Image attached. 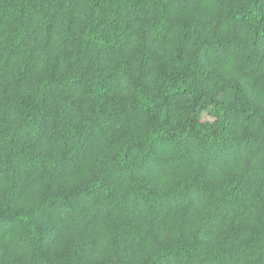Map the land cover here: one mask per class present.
<instances>
[{"label":"trees","instance_id":"trees-1","mask_svg":"<svg viewBox=\"0 0 264 264\" xmlns=\"http://www.w3.org/2000/svg\"><path fill=\"white\" fill-rule=\"evenodd\" d=\"M0 264H264V0H0Z\"/></svg>","mask_w":264,"mask_h":264},{"label":"rangeland","instance_id":"rangeland-1","mask_svg":"<svg viewBox=\"0 0 264 264\" xmlns=\"http://www.w3.org/2000/svg\"><path fill=\"white\" fill-rule=\"evenodd\" d=\"M201 117H202L203 120H211L212 119V117H211V115L209 114L208 111H203L201 113Z\"/></svg>","mask_w":264,"mask_h":264}]
</instances>
